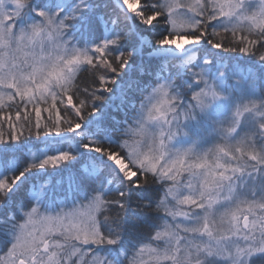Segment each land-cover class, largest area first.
Wrapping results in <instances>:
<instances>
[{"label": "snow or ice", "instance_id": "snow-or-ice-1", "mask_svg": "<svg viewBox=\"0 0 264 264\" xmlns=\"http://www.w3.org/2000/svg\"><path fill=\"white\" fill-rule=\"evenodd\" d=\"M0 264H264V0H0Z\"/></svg>", "mask_w": 264, "mask_h": 264}]
</instances>
